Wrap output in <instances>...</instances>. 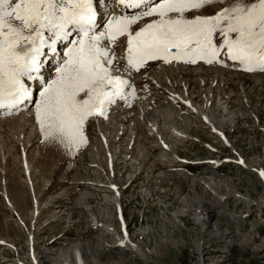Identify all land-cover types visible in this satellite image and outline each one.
Returning <instances> with one entry per match:
<instances>
[{
  "label": "rangeland",
  "instance_id": "obj_1",
  "mask_svg": "<svg viewBox=\"0 0 264 264\" xmlns=\"http://www.w3.org/2000/svg\"><path fill=\"white\" fill-rule=\"evenodd\" d=\"M135 12L136 10L127 12L119 7L117 11H112V15H130ZM210 12L211 10L209 14ZM98 16V23H104L103 12ZM150 19L145 17L140 23ZM58 47L64 48V45ZM60 51L62 54L63 50ZM48 57L44 58L47 61L44 69L47 75H52L57 57ZM220 60L222 63L212 64L203 60H197L194 64L176 60H171L170 63L148 61L140 71L125 78L130 81L132 88L133 80L136 82L137 88L134 85V91L130 89L135 96L132 98L129 95L135 102L131 107L137 105L134 108L136 111L143 104L145 109H149L150 99L154 101L162 96L156 93L158 97L149 95L151 98L148 100V95L144 96L148 94L145 91L139 96L142 97L140 100L136 96L138 92L152 85L159 87L162 92L168 91L167 85H164L165 74L168 80L171 78L173 81L169 88H174L175 91L180 89L178 83H183V76L190 81L193 105L195 109L208 110L204 112L205 115L209 114L215 103V116H220V102L228 104V109L234 115L225 124V129L217 128L228 139L225 141L227 144L215 138L209 123L206 124L202 117L191 112L189 117L187 110L175 108L173 109L182 117H174L178 124H173V121L169 126H176L179 136H173L175 133L172 130L167 132V129H163L166 125L164 123L160 127L168 150L161 149L154 141V137L150 135L154 130L143 122L144 118L147 124H151L152 120L147 119L150 116L142 114L134 116L133 127L139 132L138 138L132 132L130 137L128 134H121L117 139L118 124L114 119L110 121L112 114L106 116L104 120H108H102L100 124L97 119L92 120L85 129L86 143L73 153H69L64 146L43 138L31 107L29 120L25 124L23 121L18 123L13 120L26 109L15 111L6 119L0 120V264H61L64 258L59 256L64 253L66 246L72 254L77 246L81 249L85 247L88 264H264V186L255 172L247 168L250 164L261 163L264 169V72L242 71L232 61L225 60L223 55ZM192 67H201L203 73L192 74ZM148 70L151 71L146 74ZM183 73L189 74L185 76ZM258 74L262 76L259 77ZM200 76L206 80L202 87L201 83L198 84ZM34 91L36 87L33 89V99L38 95ZM150 94L153 95L151 92ZM204 94L206 98H211V102L208 101L211 103L209 109L203 106L206 100ZM228 95H234L237 100L233 97L228 101ZM142 100L146 103L141 102ZM158 103L166 102L160 98ZM153 109H157L156 104L149 111L153 112ZM238 111L242 115L247 111L246 116H238ZM3 113L0 111V117ZM183 115H186L185 118L188 115V118L185 119ZM228 116L229 114L226 117ZM156 120L161 121L159 118ZM198 120L204 122L205 126ZM126 122L125 125H129V121ZM20 124L24 127L18 128ZM101 134L107 137L109 155L115 156L120 150L116 154L113 166L115 170H110V176L105 170ZM200 141H207L210 147L218 148L219 153L212 152L205 146V142ZM144 146L147 151H143ZM167 153L169 154L166 155ZM236 157L238 158L233 160ZM226 158L229 161L226 160L228 162L217 169L210 163H202L207 159L220 162ZM239 160L243 161L242 165L238 163ZM179 173L184 174L183 177L178 176ZM211 183L219 188L217 191L221 195L220 197L218 194L220 203L216 199L215 190L212 192L214 195L210 196L204 188V185L210 187ZM113 184L118 186V190L124 184L125 196L120 195L119 203H122L126 230L129 233L124 242H130L128 248L115 247L111 235L109 238V234L95 230L87 223L91 215L100 222H109V217L112 219L109 224H113L119 235L124 236L115 218V204L111 203L113 197L111 200L107 197L111 196L108 186ZM194 195L203 198V208L210 211L205 216V221L209 215L211 224L208 220L204 224L187 212H184V216H174L182 199L186 197L192 200L196 198ZM203 208L198 209V214L202 213ZM86 211L90 215H86ZM129 220L133 221L134 226ZM215 226L225 230L222 237L215 234V230H218ZM228 232L232 233L227 235ZM67 239L70 240L68 243ZM104 245L108 248L104 249ZM48 249L53 253L46 254L44 251ZM50 256L57 258L49 260Z\"/></svg>",
  "mask_w": 264,
  "mask_h": 264
},
{
  "label": "snow or ice",
  "instance_id": "obj_2",
  "mask_svg": "<svg viewBox=\"0 0 264 264\" xmlns=\"http://www.w3.org/2000/svg\"><path fill=\"white\" fill-rule=\"evenodd\" d=\"M113 2L0 0V111H19L35 85L41 135L73 153L87 125L126 99L125 76L148 61L212 64L223 55L242 71L264 72V0H115L136 9L120 16ZM49 55L57 57L54 76L43 71Z\"/></svg>",
  "mask_w": 264,
  "mask_h": 264
},
{
  "label": "bare ground",
  "instance_id": "obj_3",
  "mask_svg": "<svg viewBox=\"0 0 264 264\" xmlns=\"http://www.w3.org/2000/svg\"><path fill=\"white\" fill-rule=\"evenodd\" d=\"M119 6H118V4H116V2H115V6L114 7H112V10L113 11H116V9L118 8ZM122 7V6H121ZM124 10L125 11H132V10H136V9H132V8H127V9H125L124 8ZM61 45V44H60ZM64 48L63 47H58L57 48V51L59 52V53H61V51L60 50H63ZM55 58V57H54ZM47 62V61H46ZM162 64V63H161ZM47 66V65H46ZM44 67L45 66H43V71H44V74L45 75H47L46 73H45V70H44ZM198 67V66H197ZM194 70H192L193 71V73L192 74H197V73H203V69H201V67H199L200 69H197V68H195V67H192ZM192 68H190V69H192ZM55 69V68H54ZM223 70V69H222ZM149 71H151V70H148V72H146V74H148L149 73ZM204 71H205V69H204ZM197 72V73H196ZM206 72H208V71H206ZM190 73V74H191ZM145 74V73H144ZM183 74H185V76H188V75H186V74H189V73H183ZM205 74H207V73H205ZM55 75V70L53 71V73H52V75L51 76H54ZM257 76H262V75H260V74H258ZM126 77V76H125ZM149 77V76H148ZM165 77H166V79L164 80V85H167V89H168V91H166V93H165V91L164 92H162L160 89H159V87H152V86H150L149 88H146V89H143L142 91H140V92H138L137 94H136V96H137V98L138 99H140V98H142V97H139L140 95H141V93L143 92V93H145V91H147L148 92V94H144V96L146 97V95H148L147 97H146V99L148 98V100H149V98H151V97H153L156 93H158L159 95H162L161 97H158V95H155V97H158L157 99H155L154 101L153 100H151L150 99V104H151V106H148V108L149 109H152L153 107H154V105L156 104V108L157 109H159L160 111H158L157 109L156 110H152L153 112H151V111H149V109H145V104H143L144 106H140V110H138V111H136L134 108L137 106L136 104H135V106L134 107H130L129 108V106H131L132 105V103H131V98L127 95V97H126V99H117V101H116V103L115 104H113V105H111L110 107H109V109H108V111H107V114L105 115V116H101V117H99L98 119H97V121H98V124H100V123H102V120H104L105 119V117L106 116H108V115H110V114H112L113 115V118H111L110 119V121H112L113 119L115 120V121H117V124H118V128H117V132H118V137H117V139L120 137V135L122 134V135H124V134H128L129 135V137L132 135V132H135L136 134H137V138H138V133L139 132H137L136 131V127L134 128L133 126H135V124H134V122H135V119H134V116H136L137 114L140 116V114H142V115H145V117L146 116H150V117H152V118H147V119H149V120H152L151 121V124L149 123V121H148V123L149 124H147V121H145L144 119H143V122H145L146 123V125L147 126H150L151 128H152V130H154L156 133H154V132H152L150 135L151 136H153L154 137V141L157 143V144H159V146H160V148L161 149H164V150H168V145H167V143H166V141H164L163 139H162V134H161V131H163L162 129H160V127L162 128V126H163V123L164 124H166L165 126H164V128L163 129H167V132H170L171 130H172V128L174 129V131H175V135H173V136H179V134L177 133L178 131V129H176L175 130V127L176 126H174V125H172L171 127L169 126V124H172V122L174 121V117H178V119L179 118H181L182 117V115H179V113L178 112H176L173 108H175V109H177V110H180V111H182V110H187L186 112H189L188 113V115L190 114V112L191 113H196L197 115H199L200 117H202V119H203V121H205V123L206 124H208L209 123V125H210V128H211V132H212V134H215V138H219V140H220V142H227V138H226V136L220 131V130H218L217 128H220V129H222V128H224L225 127V124L226 123H228V120L229 119H232V116L234 115V112L232 111V110H229L228 109V104H223L222 102H220V104L219 105H221V107L220 108H218L221 112L218 114V115H220V116H215V112L217 113V110L215 109V103H214V107H213V109L211 108V110H209V114L207 115H205L204 114V112L205 111H208V110H203V108H200V107H198V108H200V110H198V109H195L196 107H194V105H193V98H192V96H191V93H190V88H191V84H190V81L188 80V79H186V78H184V76L182 77V79L184 80L183 81V83L182 84H180V82L178 83V86H179V88L180 89H178L177 91H175V89L174 88H169V85L170 84H172L173 83V81H172V79L170 78L169 80H168V76L165 74ZM202 79V80H201ZM204 78L202 77V76H200V80H198V84L199 83H201V87L202 86H204V84L206 83V80H203ZM180 80V79H179ZM171 81H172V83H171ZM181 81V80H180ZM160 84H162V83H160ZM151 85V84H150ZM200 85V84H199ZM33 87L35 88L36 86L35 85H33ZM156 88V90H154ZM130 90V89H129ZM138 90V89H137ZM136 90V91H137ZM153 90V91H152ZM179 90L181 91V92H179ZM37 92H39L38 90H37ZM129 92V91H128ZM150 92L151 93H153V95H151L150 94ZM162 92V93H161ZM179 93H181V94H179ZM193 94V93H192ZM130 95H132V98L135 96V94H130ZM151 97H150V96ZM211 95V94H210ZM204 96H205V98L207 97L205 94H204ZM234 97V95H232V96H230V95H228V101L229 100H231L232 98ZM160 98H162L166 103H158V101H159V99ZM39 99V94H38V96H36V100H38ZM35 100V101H36ZM141 100V99H140ZM211 100V98L210 97H208V98H206V100H204V102H203V106H204V108H208V106L211 104L210 101ZM234 100H237V97H236V99H235V97H234ZM34 99H32V101H30L29 103H25V106L23 107V108H21L19 111L21 112V110H23L24 108H26V110L24 111V112H22L19 116H17L16 117V119H14L13 121H15V122H17L18 121V123L20 122V121H23V124H25L24 122H28V120H29V114H30V110L29 109H31L32 108V110H31V113H32V111H34L35 110V104H34ZM208 101H210L209 103H208ZM219 101H221L220 99H219ZM141 102H145V101H141ZM146 103V102H145ZM155 103V104H154ZM204 103H205V105H204ZM219 103V102H218ZM142 104V103H141ZM243 104V103H242ZM31 107V108H30ZM209 109V108H208ZM218 110V111H219ZM238 110V109H237ZM200 111L202 112V113H200ZM18 112V111H17ZM184 112V111H183ZM239 113H236V114H239L238 116H240V117H242V116H246V113H247V111H242V112H244V115H242V113H240L241 111H238ZM157 113V115H155ZM232 113V114H231ZM153 114V115H152ZM227 114H229V116L228 117H226L227 116ZM188 115H187V117L186 118H188ZM204 115V116H203ZM8 115L7 114H5V113H3L2 114V116L0 117V120H2V119H6V117H7ZM111 116V115H110ZM185 116L186 115H183V117L185 118ZM250 117H252V118H254L253 116H251V115H249ZM189 117H190V115H189ZM200 117H198L199 119H200ZM243 117V118H244ZM247 117H248V115H247ZM107 118V117H106ZM126 118H128L127 120H125ZM154 118V119H153ZM160 119L161 121H158V120H156V119ZM185 118V119H186ZM122 119H124L123 120V122L121 121ZM184 119V120H185ZM106 120H108V119H106ZM106 120H104V121H106ZM188 120V119H187ZM126 121H129V125H125L127 122ZM181 121V120H180ZM199 121V120H198ZM230 121V120H229ZM189 122V121H188ZM200 122V121H199ZM208 122V123H207ZM254 122V121H253ZM200 123H202L203 125H204V122H200ZM119 124L121 125V127H119ZM168 124V125H167ZM173 124H178L177 122H175L174 121V123ZM186 124H188V123H186ZM189 125V124H188ZM184 126V125H183ZM205 126V125H204ZM18 128L20 127H24V125L22 126L21 124L20 125H18L17 126ZM186 127V126H185ZM130 128H132V129H130ZM171 128V129H170ZM168 129H170V130H168ZM225 129V128H224ZM223 129V130H224ZM127 130H128V132L129 133H127ZM225 131V130H224ZM208 132V131H207ZM174 133V132H173ZM182 133V132H181ZM180 133V134H181ZM134 134V133H133ZM102 136H101V143H102V145H101V148L105 151L104 152V157H105V163H106V168H105V170H107V172H108V175L110 176V170L111 171H113V169H114V164H115V158H116V154H118V152L120 151L119 149H118V151L116 152V154H115V156H112L111 154L109 155L108 153L109 152H107L108 151V147L106 146V145H108V141H107V137H106V135L105 134H101ZM181 136V135H180ZM133 138H134V135L132 136ZM177 138V137H176ZM214 138V137H213ZM229 138V137H228ZM227 139V140H226ZM129 141H130V139H128ZM127 140V141H128ZM174 140V139H173ZM197 141H199V139L197 140ZM142 142V141H141ZM200 142H205V146H207L208 148H210L211 149V151L213 152V151H216L217 152V154L219 153V151L214 147V146H212V147H210L211 145L207 142V141H200ZM215 142H216V140H215ZM225 142V143H226ZM212 143V142H211ZM127 144V143H126ZM227 144V143H226ZM218 146V145H217ZM216 146V147H217ZM124 147H127V145H124ZM231 147V146H230ZM117 148H119V146L117 147ZM226 148H228V147H226ZM128 149H130V147L128 146ZM125 149H123V151H124ZM143 151H147V149H146V147L144 146V148H143ZM107 152V153H106ZM148 152H149V150H148ZM171 152H173V151H171ZM143 153V152H142ZM94 155H95V152L93 153ZM169 153H167L166 155H168ZM122 155V154H121ZM132 157V156H131ZM238 157H236V158H234L233 160H235V159H237ZM241 158V157H240ZM219 160V159H218ZM222 161H220V162H218V161H216V160H211V159H207V160H204L202 163H210L213 167H215L216 169L217 168H219V167H221V166H223V165H225L226 163L225 162H228L229 161V159L228 158H226V159H221ZM226 160H228V161H226ZM232 160V159H231ZM232 160V161H233ZM253 161H256V159H252ZM179 162H184L185 163V161H182V160H178ZM240 161H242V160H239L238 161V163L239 164H241L242 165V163H240ZM235 162V161H234ZM261 162V161H260ZM186 163H188V162H186ZM224 163V164H223ZM249 163H251V162H249ZM188 164H191V165H196V164H198L197 162H192V163H188ZM228 164V163H227ZM237 164V163H236ZM263 164V163H262ZM95 166V165H94ZM255 166V167H254ZM108 168H109V170H108ZM247 168H250L251 170H253L254 172H255V174L258 176V179H259V181L262 183V185L264 186V176H261L260 175V173L262 172V171H264V169H263V166L261 165V163H257V164H250ZM115 170V169H114ZM180 170H182V169H180ZM211 170V169H210ZM249 170V169H248ZM93 173V172H92ZM100 173V172H99ZM112 173V172H111ZM247 173H248V171H247ZM112 174H114V175H116V173L114 172V173H112ZM180 174V175H179ZM178 174V176H180V177H183V175L184 174H182V173H179ZM105 176V175H104ZM112 177V176H111ZM177 177V176H176ZM89 178V177H88ZM74 179H76V180H78V179H80V178H74ZM98 179H100V178H98ZM113 179V178H112ZM199 179V178H198ZM104 180H105V178H104ZM185 180V179H184ZM120 181V180H119ZM118 181V182H119ZM210 181V180H209ZM80 182V181H79ZM218 182V181H217ZM73 183V182H72ZM92 183V182H91ZM101 183V182H100ZM115 183V182H114ZM216 183V182H215ZM95 184V183H94ZM98 184V183H97ZM102 184V183H101ZM100 184V185H101ZM119 185V184H118ZM126 185V184H125ZM92 186V185H91ZM95 187H97L96 185H94ZM99 186V185H98ZM199 186V185H198ZM118 186H116L115 184H113V185H109L108 186V189L111 191L109 194H111V196L110 195H108L107 197L109 198L108 200H111V198L113 197V202L111 201V203L112 204H115V205H113L114 207L113 208H115L114 209V213H116L115 214V218H116V220H117V222L119 223V229L123 232V234H124V236H121V234L119 235V233H118V229L113 225V224H109V223H112V219L111 218H109L108 217V220H109V222H107L106 220H102L103 222H100V221H98L96 218H94V217H92V215H91V217L89 218V220H87V223H88V225H90V226H92V228H94L95 230H101V232L102 233H105V234H109V238H110V235H111V239H113L114 240V243L116 244L115 245V247H120V248H122L123 246H125L126 248H128L127 246H129L130 245V242L128 243V242H126V244H124V242L127 240L126 238L128 237V235H129V233L127 234V230H126V225H125V218L123 217V210H122V208H121V205H122V203H121V205H120V198H121V196L120 195H123L124 194V190H123V188H124V184H122L120 187H119V190H118V188H117ZM102 188V187H101ZM101 188H97V189H101ZM105 188H107V187H105ZM204 188H205V190H207V192L210 194V196L211 195H214V194H212V192H213V190H215V193H216V195L215 196H217L216 197V199H218V201H219V196L221 197V195L219 194V192L217 191L218 189H217V186H215L214 185V183H211V186L210 187H205V185H204ZM102 192V191H101ZM100 192V193H101ZM218 192V193H217ZM218 194H219V196H218ZM114 196H115V198H114ZM125 195H123V197H124ZM195 196V195H194ZM204 196V195H203ZM123 197H122V202H123ZM196 198L195 199H193L192 198V200H190V198H186V197H184L182 200V204L179 206V209L178 210H176L175 211V215L174 216H176V217H178V216H184L185 214H184V212H187V214H190V215H194L197 219H200V221L202 222V223H207V220H208V223H209V221H210V224H211V220H209V215L207 216V219H206V221H205V216L207 215V213L209 214V212L210 211H207L206 209H204L203 208V206H205V204L202 202L203 201V198H199L198 196H195ZM213 197V196H212ZM235 197V196H234ZM82 198V197H81ZM107 200V201H108ZM223 200V199H222ZM207 201V200H206ZM210 202V201H209ZM86 203V202H85ZM110 203V202H109ZM108 203V204H109ZM214 203V202H213ZM212 203V205H214ZM216 203V202H215ZM219 203H220V201H219ZM118 204H119V206H118ZM166 204V203H165ZM220 205V204H219ZM81 206V205H80ZM214 207V206H213ZM216 207H217V205H216ZM109 208V207H108ZM200 208H203V209H201L202 211V213H200V214H198V209H200ZM100 209V208H99ZM207 212H206V211ZM89 211V210H88ZM88 211H86V215L88 214V215H90V213H88ZM205 211V212H204ZM83 212V211H82ZM108 212V211H107ZM183 212V213H182ZM200 212V211H199ZM204 216H202V215ZM95 216V215H94ZM96 217H98V216H96ZM175 218V217H174ZM87 219V218H86ZM177 219V218H176ZM219 220V219H218ZM83 221V220H82ZM86 222V221H85ZM89 222H91L90 224H89ZM129 222H132V226H134V223H133V221L131 220H129ZM216 222V221H215ZM127 223V222H126ZM179 223V222H178ZM217 223V222H216ZM177 224V223H176ZM239 226V225H238ZM216 227H218V230H215V234H217V235H219V237H222V235H223V233H224V231L225 230H223V229H220V227L219 226H215V228ZM91 228V229H92ZM88 229V228H87ZM119 230V231H120ZM129 230V229H128ZM233 232V231H232ZM232 232H228V234L227 235H229V234H231ZM219 233V234H218ZM80 234V233H79ZM102 235V234H101ZM104 235V234H103ZM139 235V234H138ZM130 237V236H129ZM80 238V237H79ZM133 238V237H132ZM228 238V237H227ZM73 239V238H72ZM76 239H77V237H76ZM67 241V243L70 241L69 239H67L66 240ZM107 242V241H106ZM77 246V245H76ZM101 246V245H100ZM114 246V245H113ZM33 247V244H31V248ZM69 247V246H68ZM108 248V246L107 245H104L103 246V248L105 249V248ZM48 248V247H47ZM65 249V250H64ZM63 249V251H64V253L63 254H61L59 257H63L64 258V262H62L61 264H88L87 263V252L85 251V247H83L82 249L80 248V246H77V249H76V255H77V257H75V252H74V254H72L71 252H69L67 249H69V248H67V246L65 247ZM100 249V248H99ZM46 254H52L53 252L52 251H50L49 249L48 250H46V251H44ZM198 252V251H197ZM44 253V254H45ZM55 253V252H54ZM91 253V252H90ZM96 254V253H95ZM206 254V253H205ZM73 255H74V257L76 258H74L73 257ZM46 256V255H45ZM47 257H49V256H47ZM51 258H48L49 260L50 259H52V260H55L56 258H54L53 256H50ZM90 258V257H89ZM97 260V259H96ZM34 263H35V260L33 261ZM33 262H31V263H33ZM79 262V263H78ZM59 263V262H58ZM93 264V263H92ZM124 264V263H123Z\"/></svg>",
  "mask_w": 264,
  "mask_h": 264
}]
</instances>
